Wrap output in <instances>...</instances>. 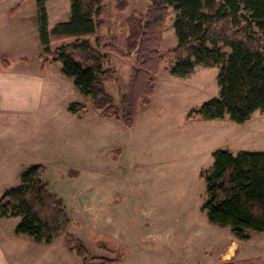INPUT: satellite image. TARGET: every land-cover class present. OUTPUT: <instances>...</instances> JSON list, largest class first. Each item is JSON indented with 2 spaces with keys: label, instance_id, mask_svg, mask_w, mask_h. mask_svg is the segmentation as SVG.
Returning a JSON list of instances; mask_svg holds the SVG:
<instances>
[{
  "label": "rangeland",
  "instance_id": "obj_1",
  "mask_svg": "<svg viewBox=\"0 0 264 264\" xmlns=\"http://www.w3.org/2000/svg\"><path fill=\"white\" fill-rule=\"evenodd\" d=\"M104 3L110 17L105 41L119 45L120 37L129 31L127 19L145 16L152 0ZM120 4H125V10H119ZM15 6L18 12L22 9L21 18L12 19L6 12ZM46 7L49 31L70 19L71 0H46ZM176 15L171 7L162 54L178 44ZM37 17V0L0 3V48L6 42L11 45L1 65L14 72L28 71L46 82L45 111L57 116L48 124L51 134L34 131L43 147L38 148L37 142L30 165L46 167L44 181L70 218L68 234L82 241L92 257L112 260L121 255V264H264V232H251L249 240L240 241L230 228L209 222L204 210L206 183L201 177L213 165L217 150L264 152V114L256 112L244 124L233 122L228 115L192 120V112L219 98L220 68L197 65L191 76L180 77L169 72V62H163L150 104L138 109L134 126L127 128L102 117L92 97L82 94L63 74L60 62L52 61L48 71H40L43 51ZM11 21L26 24L23 30L21 25L16 27L23 34L20 38H15L14 30L8 34ZM67 43L71 41L53 44L52 50ZM135 66L134 55L109 54L106 67L116 70L119 80L107 83L106 90L120 109ZM74 102L86 109L82 119L70 120L67 115ZM39 140L46 141L43 145ZM51 151L61 158H52ZM21 175L3 186H19ZM18 222L15 217L0 218V232L7 237L5 250L13 264H82L64 238L47 245L17 236L14 227ZM233 243L238 245L227 260L225 254Z\"/></svg>",
  "mask_w": 264,
  "mask_h": 264
},
{
  "label": "trees",
  "instance_id": "obj_2",
  "mask_svg": "<svg viewBox=\"0 0 264 264\" xmlns=\"http://www.w3.org/2000/svg\"><path fill=\"white\" fill-rule=\"evenodd\" d=\"M171 7L177 12L174 31L178 44L162 54ZM118 8L125 10V4ZM18 9L15 6L11 14ZM37 16L41 70L52 61L60 62L63 74L82 94L92 97L102 117L120 121L127 128L134 126L138 109L150 104L163 62H169V72L180 77L191 76L197 65L220 68L219 98L192 112V120L228 115L233 122L244 124L256 112L264 114V0H152L145 16L127 19L129 31L120 37L119 45L105 41L110 17L104 0H71L70 19L51 31L46 0H37ZM65 41L71 43L52 50L53 44ZM110 53L136 57L121 109L106 90L107 83L119 80L116 70L106 67ZM85 110L76 102L68 106L79 117ZM213 159L211 168L201 173L209 222L230 228L240 241L249 240L251 232L263 233L264 152L217 150ZM45 173L42 164L24 170L20 185L1 196L0 218H19L15 234L37 243L49 245L64 238L82 264H121V255L112 260L92 257L82 241L68 234V212L49 191Z\"/></svg>",
  "mask_w": 264,
  "mask_h": 264
},
{
  "label": "crops",
  "instance_id": "obj_3",
  "mask_svg": "<svg viewBox=\"0 0 264 264\" xmlns=\"http://www.w3.org/2000/svg\"><path fill=\"white\" fill-rule=\"evenodd\" d=\"M13 8L6 12L10 14L12 19L21 18L23 14L22 9L15 14H11ZM10 23H12V26H9L8 29L10 30L8 34L14 30L13 35L15 38H20L23 34H19L16 27L17 25H21L20 29L23 30L22 25L26 24H21L19 21H11ZM5 27L7 28V26ZM10 47L11 45L6 42V44L2 45V49L0 48V53H2L0 55V197L2 192L11 188L4 187L3 182L11 179L13 176H16L18 179L23 170L31 166L32 155L36 153L32 149L43 147L40 146L37 136L33 135L34 131L38 130L45 134H51L48 124L50 122L52 124V121L56 120L55 115L57 116V113H46L45 111L47 104L43 102L46 100L47 93L44 79L32 77L28 71L14 72L12 71V67L8 66L4 68L1 65V62L6 59V53L9 52L7 50ZM40 64L38 66L42 73H45L53 66L50 64L47 69L42 71ZM3 65L6 67L5 62ZM67 115L70 120L73 117L78 119L83 118L73 113H68ZM37 125L38 128H35ZM46 137L47 141H49L50 138ZM44 141L41 140L40 142L44 145ZM37 142L38 148H36ZM46 146L48 148V145ZM50 155L52 158H61L60 153L57 151H51ZM6 242L7 237L5 233L0 232V264H13L11 255L5 250Z\"/></svg>",
  "mask_w": 264,
  "mask_h": 264
},
{
  "label": "bare ground",
  "instance_id": "obj_4",
  "mask_svg": "<svg viewBox=\"0 0 264 264\" xmlns=\"http://www.w3.org/2000/svg\"><path fill=\"white\" fill-rule=\"evenodd\" d=\"M237 245L236 244H232L229 248L228 251L225 254V259L229 260L232 259V257L234 256L235 250H236Z\"/></svg>",
  "mask_w": 264,
  "mask_h": 264
}]
</instances>
